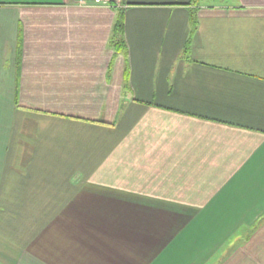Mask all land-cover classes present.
<instances>
[{
	"label": "crops",
	"instance_id": "obj_1",
	"mask_svg": "<svg viewBox=\"0 0 264 264\" xmlns=\"http://www.w3.org/2000/svg\"><path fill=\"white\" fill-rule=\"evenodd\" d=\"M116 2L0 0V264H264V0Z\"/></svg>",
	"mask_w": 264,
	"mask_h": 264
},
{
	"label": "trees",
	"instance_id": "obj_2",
	"mask_svg": "<svg viewBox=\"0 0 264 264\" xmlns=\"http://www.w3.org/2000/svg\"><path fill=\"white\" fill-rule=\"evenodd\" d=\"M197 1L198 0H194L193 3H196ZM122 28H123L122 12L120 10H117V15L113 22L112 35L109 41L110 45L115 51L124 50L125 47Z\"/></svg>",
	"mask_w": 264,
	"mask_h": 264
},
{
	"label": "built area",
	"instance_id": "obj_3",
	"mask_svg": "<svg viewBox=\"0 0 264 264\" xmlns=\"http://www.w3.org/2000/svg\"><path fill=\"white\" fill-rule=\"evenodd\" d=\"M78 6H110L119 7L116 0H66Z\"/></svg>",
	"mask_w": 264,
	"mask_h": 264
},
{
	"label": "rangeland",
	"instance_id": "obj_4",
	"mask_svg": "<svg viewBox=\"0 0 264 264\" xmlns=\"http://www.w3.org/2000/svg\"><path fill=\"white\" fill-rule=\"evenodd\" d=\"M207 1H213V0H207ZM218 1H221V0H218ZM223 1H227V0H223Z\"/></svg>",
	"mask_w": 264,
	"mask_h": 264
}]
</instances>
